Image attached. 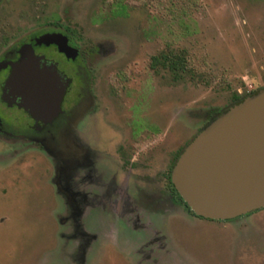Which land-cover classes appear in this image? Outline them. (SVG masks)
<instances>
[{
	"label": "rangeland",
	"instance_id": "obj_1",
	"mask_svg": "<svg viewBox=\"0 0 264 264\" xmlns=\"http://www.w3.org/2000/svg\"><path fill=\"white\" fill-rule=\"evenodd\" d=\"M37 1L2 0L0 34L4 30L14 38L19 24L58 22L91 48L93 73L99 69L106 77L124 67L134 86L156 75L147 114L163 134L134 151V187L135 201L159 229L166 254L150 257L155 236L141 226L146 216L130 217L125 226L111 211L69 213L46 152L34 144L15 149L1 143L0 264H264V209L231 221L174 210L168 194L159 201L158 167L161 160L168 172L175 153L211 116L264 87V0H123V13L104 11L97 22L93 17L101 4L116 0ZM165 43L187 58L188 69L176 78L168 69L156 74L148 69L150 56L166 51ZM113 47L115 54L105 53ZM134 124L144 122L135 117ZM66 157L60 181L74 192L71 200L78 207L79 191L86 188L90 198L93 186L84 187L75 161Z\"/></svg>",
	"mask_w": 264,
	"mask_h": 264
},
{
	"label": "flooded vegetation",
	"instance_id": "obj_2",
	"mask_svg": "<svg viewBox=\"0 0 264 264\" xmlns=\"http://www.w3.org/2000/svg\"><path fill=\"white\" fill-rule=\"evenodd\" d=\"M37 2L40 4L45 0ZM20 16L23 18L24 14ZM1 33L0 145L14 144L15 149L24 143L40 146L54 161L52 181L57 182L54 183L55 189L64 198L69 213L82 214L92 209L111 211L125 226L129 225L130 217L146 216L143 213L146 208L135 201L139 193L134 187L137 166L134 151L145 150L163 134L161 127L147 114L151 94L155 92L153 83L156 75L148 74L143 82L138 81V86H134V78L124 67L106 77L99 69L93 73L91 48L85 40L75 39L72 31L58 22L43 20L30 27L19 24L14 38L4 30ZM116 49L113 47L105 53L115 54ZM151 58L148 61L150 71L156 74L159 70H166L163 61L152 62ZM38 79L45 80V88L50 89L49 97L43 103L36 101L34 93ZM55 98L56 107L53 105ZM235 100L233 104L241 101L238 98ZM119 104L124 106L120 108ZM229 107L211 116L199 131ZM135 117L141 119L144 125L136 127ZM76 126L79 128L78 139L74 132ZM76 142L79 144L76 145ZM115 144L117 152H109ZM182 148L175 153L168 172L165 162L161 165V160H158L163 187L160 191L163 198L159 201L165 202L164 197L168 194L174 210L184 208L170 177ZM66 156L73 158L78 166L84 187L87 184L93 186L92 200L86 188L79 191L78 207L71 200L74 192L65 187L62 179L60 181V175L68 165ZM187 213L196 216L192 211ZM145 220L146 225L141 226L151 229V234L155 236L150 242L152 248L149 255L161 259L166 254L164 238L152 219L147 217ZM79 234H82L79 238L86 245V232L82 230ZM155 250L156 253H153Z\"/></svg>",
	"mask_w": 264,
	"mask_h": 264
},
{
	"label": "water",
	"instance_id": "obj_3",
	"mask_svg": "<svg viewBox=\"0 0 264 264\" xmlns=\"http://www.w3.org/2000/svg\"><path fill=\"white\" fill-rule=\"evenodd\" d=\"M36 89V101L46 102L45 80L38 79ZM170 177L185 204L202 218L229 220L264 208V87L198 131L179 153Z\"/></svg>",
	"mask_w": 264,
	"mask_h": 264
},
{
	"label": "trees",
	"instance_id": "obj_4",
	"mask_svg": "<svg viewBox=\"0 0 264 264\" xmlns=\"http://www.w3.org/2000/svg\"><path fill=\"white\" fill-rule=\"evenodd\" d=\"M105 6H108V8L105 9ZM124 7H126V4L123 0H116V1H112V2H103L101 4V6L99 7V10L96 12V16L97 17H93L94 20L93 21H97L99 20V17L101 14H103V12H109L111 14H119V13H123L121 11V8L123 9ZM101 18V17H100ZM167 46L166 51L159 53V55L156 56H152L151 60L152 62H159V61H163L166 69H168L170 72H172L173 77L176 78L178 74V71H186L187 68V63H186V56L184 53H177L175 52L173 49L170 48V44L169 43H165ZM161 58V59H160ZM184 208L191 212L190 208L185 204L184 201H182Z\"/></svg>",
	"mask_w": 264,
	"mask_h": 264
}]
</instances>
